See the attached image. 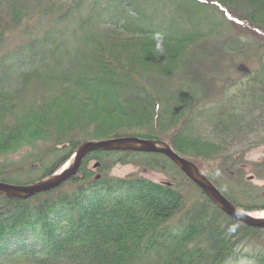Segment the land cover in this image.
<instances>
[{"label": "trees", "instance_id": "16d2710c", "mask_svg": "<svg viewBox=\"0 0 264 264\" xmlns=\"http://www.w3.org/2000/svg\"><path fill=\"white\" fill-rule=\"evenodd\" d=\"M82 1L85 0H72L71 8L79 9ZM209 1L230 7L238 0ZM250 1L261 6L264 3V0ZM18 3L19 0H0V7L21 21L24 10ZM105 11L113 18L109 17L105 24L108 28L98 35L103 42L100 56L94 59V70L75 75L46 74L37 67L23 73L14 91H0V157L6 156L12 148H35L40 141L49 140L52 143L46 147V156L31 160L34 162L30 172L36 174L42 169L40 176H48L60 169L78 146L88 141L120 136L158 139L195 163L228 200L242 207L232 192L213 179L214 169L222 167L228 159L225 144L197 139L192 130L187 129L190 122L185 121L182 109L173 114L162 106L159 108L162 112H158L156 103L126 105L116 93V81L121 78L152 72L161 77L171 75L172 71L175 74L181 68L179 56L174 55L175 60L166 67L155 57L159 54L157 48L165 44L190 45L194 36L183 38L172 31L161 34L146 30L134 18L116 22L115 14L110 9ZM125 117L130 121L127 130L123 126L128 124ZM97 125H102L107 132L92 131ZM52 154L59 157L51 166L48 155ZM137 155L140 154L101 151L91 154L76 178L69 181L73 191L63 186L30 200L0 196V225L10 227L6 237V233L1 232L0 243L21 231L28 233V239L34 238L32 245L22 246L13 254L5 256L0 250V262L152 264L147 262L152 258L153 264H225L246 238L244 234L240 236L238 229L261 232L225 215L176 167L183 176L181 182L193 185L200 195L190 210H186L187 196L181 190V182L154 183L136 175L122 179L96 177L88 168L92 160H99L100 169L106 175L111 167L122 163L121 160L128 163L130 157ZM144 155L150 158L148 161L171 162L160 154ZM108 156H113L110 164L107 162L111 157L105 158ZM3 175L0 172L3 182L19 185L24 181ZM256 208L264 210V207ZM173 223L178 224L177 227H172ZM228 227L237 232L226 235L224 229ZM205 235L210 240L206 249L198 240ZM27 240L16 242L21 244ZM256 264H264V255L257 258Z\"/></svg>", "mask_w": 264, "mask_h": 264}, {"label": "rangeland", "instance_id": "374dc122", "mask_svg": "<svg viewBox=\"0 0 264 264\" xmlns=\"http://www.w3.org/2000/svg\"><path fill=\"white\" fill-rule=\"evenodd\" d=\"M18 5L24 10L21 21L0 7L1 92L14 91L23 73L37 67L46 74L75 75L94 70V59L100 56V44L103 42L98 35L108 28L105 24L109 17L113 18L105 9L115 14L116 22L133 21L134 18L146 30L161 34L172 31L183 38L194 36L190 45L165 44L157 48L159 54L155 57L166 67L175 60L174 55L179 56L181 68L175 74L172 71L171 75L161 77L152 72L129 79L121 78L116 81V93L126 105L156 103L159 104L158 112H162V109L159 110L162 106L173 114H177L178 109L184 110L185 121L190 122L187 129H191L197 139L220 142L228 148L225 164L212 168L214 181L232 192L244 211L250 214L264 211L256 208L264 207V3L261 6L250 0H238L230 7H223L209 0H85L79 9H72V0H19ZM128 119L125 117L128 124H123L126 130L130 124ZM101 127L97 125L91 129L96 133H106V129ZM48 141H40L35 148H12L6 156L0 157V172L4 177L22 178L24 181L19 185L23 186L49 177L52 174L40 176L42 169L36 174L30 173L34 162L31 160L46 156V147L52 143ZM78 148L55 172L68 166ZM123 152L134 151L117 153ZM93 153L87 156L81 169ZM135 153L140 155L130 157L128 163L121 160L122 163L111 167L106 175L100 169L102 165L99 160H92L88 168L96 177L122 179L136 175L154 183L181 182L183 179L172 161L152 162L144 155L146 152ZM48 157L52 162L59 156L52 154ZM110 157H105L106 160L110 159L108 164L113 156ZM97 164L99 167H96ZM76 176L59 188L64 186L73 191L74 187L69 181ZM30 179L36 181L27 184L25 181ZM0 183L19 186L9 181ZM183 183L181 190L187 196L186 210H190L200 195L193 185ZM178 220L180 217L175 222ZM173 224L172 227L178 225ZM224 226L227 227V224ZM9 228L2 223L0 234L6 233ZM226 229V235L237 232L231 227ZM238 230L240 236L244 234L246 238L225 264H256L257 258L264 255V229L251 233L242 228ZM28 237V233L23 231L13 234L10 240L0 243L2 254L10 255L22 246L32 245L34 238ZM202 237L198 240L206 249L210 240L206 235ZM0 238L3 237L0 235ZM21 239L28 240L21 244L16 242ZM149 261L153 264L152 258Z\"/></svg>", "mask_w": 264, "mask_h": 264}, {"label": "water", "instance_id": "95a60500", "mask_svg": "<svg viewBox=\"0 0 264 264\" xmlns=\"http://www.w3.org/2000/svg\"><path fill=\"white\" fill-rule=\"evenodd\" d=\"M98 151H134L140 153L161 154L171 160L177 169L182 171L190 182H193L198 186L199 189L207 195L209 200L225 215L250 228L264 229V217H255L253 214L236 206L219 191L216 185L208 179L204 172L199 170L195 163L188 161L180 154L176 153L168 143L156 139L143 140L140 138H120L111 139L109 141L86 142L79 146L73 157L67 163L68 166L62 171L55 172L41 182L30 186H16L0 183V195L11 199L27 200L44 192L54 191V189H57L64 184L65 181L76 176L83 165L82 163L90 153ZM96 167H99V164H97Z\"/></svg>", "mask_w": 264, "mask_h": 264}, {"label": "bare ground", "instance_id": "6f19581e", "mask_svg": "<svg viewBox=\"0 0 264 264\" xmlns=\"http://www.w3.org/2000/svg\"><path fill=\"white\" fill-rule=\"evenodd\" d=\"M251 214H253L255 217H258V218L264 217V211H262V213H255V212H253Z\"/></svg>", "mask_w": 264, "mask_h": 264}]
</instances>
